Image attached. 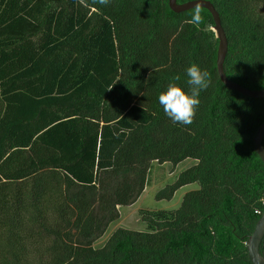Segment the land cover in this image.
<instances>
[{
    "label": "trees",
    "instance_id": "16d2710c",
    "mask_svg": "<svg viewBox=\"0 0 264 264\" xmlns=\"http://www.w3.org/2000/svg\"><path fill=\"white\" fill-rule=\"evenodd\" d=\"M208 1L228 38L227 76L264 89V0ZM195 9L0 0V227L8 230L0 264H252L247 241L264 211L254 148L264 98L223 84L214 18L201 8L203 23L193 25ZM193 63L212 82L194 122L173 124L158 97L170 82L187 91ZM188 159L195 164L156 195L172 200L197 184L178 209L141 210L145 230L120 227L95 246L141 197L153 163ZM24 215V230L12 231Z\"/></svg>",
    "mask_w": 264,
    "mask_h": 264
},
{
    "label": "rangeland",
    "instance_id": "374dc122",
    "mask_svg": "<svg viewBox=\"0 0 264 264\" xmlns=\"http://www.w3.org/2000/svg\"><path fill=\"white\" fill-rule=\"evenodd\" d=\"M194 164L195 161L193 159H188L178 166H173L171 164H158L156 162L153 163L149 175L148 186L141 197L134 205L120 208V219L110 225L105 235L95 243V246L97 248L103 246L108 238L120 227L137 231L145 230L146 225L143 223L142 215L140 213L141 210L158 211L178 209L182 204L185 194L199 189L197 184H192L179 189L172 200H158L156 195L167 185L174 183L182 172L189 169ZM27 219L28 216L24 215L22 223L17 222V226L19 225V227H17V229L16 227L12 228V231L17 230V232H22L24 230H22V228L25 225L21 226V224H27ZM4 227H0V238L1 241H4L5 243L7 237L6 232H8V230L6 231ZM3 248H6L5 245Z\"/></svg>",
    "mask_w": 264,
    "mask_h": 264
},
{
    "label": "water",
    "instance_id": "95a60500",
    "mask_svg": "<svg viewBox=\"0 0 264 264\" xmlns=\"http://www.w3.org/2000/svg\"><path fill=\"white\" fill-rule=\"evenodd\" d=\"M170 9L175 13H182L197 7L207 9L213 16L215 21L214 31L216 32V37L219 40V47L217 53V70L221 81L223 84L237 91L244 96L249 98H264V89H250L237 82L231 80L225 72V60L228 54V38L224 27L222 25L221 17L219 12L216 10L214 4L208 0H192L185 3H179L178 0H169ZM264 123L259 127L255 137H254V148L256 153L260 156L261 160L264 162ZM264 238V211L259 218L253 233L248 237L247 249L249 254V259L252 264H264V255L260 252L261 242Z\"/></svg>",
    "mask_w": 264,
    "mask_h": 264
},
{
    "label": "clouds",
    "instance_id": "9594fccd",
    "mask_svg": "<svg viewBox=\"0 0 264 264\" xmlns=\"http://www.w3.org/2000/svg\"><path fill=\"white\" fill-rule=\"evenodd\" d=\"M93 4L107 6L112 0H92ZM202 9L197 7L192 15L191 23L199 26L203 23ZM188 77L187 85L189 88L185 91L179 84L170 82L166 91L162 92L159 97V104L162 106L165 115L173 124L191 125L197 115L200 105V94L207 90L211 85V74L206 69H201L193 63L186 69ZM181 77L176 75L174 81H179Z\"/></svg>",
    "mask_w": 264,
    "mask_h": 264
}]
</instances>
